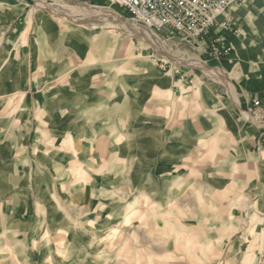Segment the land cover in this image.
Here are the masks:
<instances>
[{"label": "rangeland", "instance_id": "374dc122", "mask_svg": "<svg viewBox=\"0 0 264 264\" xmlns=\"http://www.w3.org/2000/svg\"><path fill=\"white\" fill-rule=\"evenodd\" d=\"M67 4L0 0V264H264V89Z\"/></svg>", "mask_w": 264, "mask_h": 264}, {"label": "crops", "instance_id": "0c3cea01", "mask_svg": "<svg viewBox=\"0 0 264 264\" xmlns=\"http://www.w3.org/2000/svg\"><path fill=\"white\" fill-rule=\"evenodd\" d=\"M119 8L129 15L125 9ZM206 39L207 41L202 47H208L209 42L214 39H219L221 47H233L232 52L223 56L219 61L232 69L230 73L232 72L234 75L233 81L236 84V89L239 91L241 85L245 88L242 94L244 99H252L262 92L264 89V0H250L220 14L216 26ZM204 56L208 57L207 54ZM256 67H260V71H254ZM69 108L70 106L66 112L69 111ZM100 129L104 130L105 128L101 127ZM178 136L181 139L184 138L182 130H179ZM262 140L261 164L264 171V137ZM5 149L8 151L7 148ZM174 149L172 150L175 151ZM176 155V152L172 153L173 157ZM7 175L10 174L6 170L0 174V177L3 176V181L0 180V193L1 188L4 189ZM5 241L6 238L3 239V242Z\"/></svg>", "mask_w": 264, "mask_h": 264}, {"label": "built area", "instance_id": "2783aa9c", "mask_svg": "<svg viewBox=\"0 0 264 264\" xmlns=\"http://www.w3.org/2000/svg\"><path fill=\"white\" fill-rule=\"evenodd\" d=\"M125 9L131 19L165 39L202 47L217 24V18L231 7L250 0H108ZM207 52L218 58L228 55L231 47H221L219 39L209 42ZM264 94V92H263ZM257 112L264 111V101L253 99Z\"/></svg>", "mask_w": 264, "mask_h": 264}, {"label": "bare ground", "instance_id": "6f19581e", "mask_svg": "<svg viewBox=\"0 0 264 264\" xmlns=\"http://www.w3.org/2000/svg\"><path fill=\"white\" fill-rule=\"evenodd\" d=\"M56 1H59V2H64L65 3V5H68L67 4V2H69V0H56ZM72 7V6H71ZM81 8H82V10L85 12V13H87V14H89V16H92V17H95V16H98L99 15V13L98 12H95V11H93L91 8H89V7H87V6H81ZM111 27V29L109 30L110 32H112V33H116V26H110ZM219 74H221L220 72H219ZM221 75H223V74H221ZM261 198V197H260ZM128 208V207H127ZM130 209V207L127 209V211ZM126 213V212H125Z\"/></svg>", "mask_w": 264, "mask_h": 264}]
</instances>
